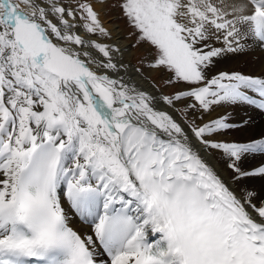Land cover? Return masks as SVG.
Listing matches in <instances>:
<instances>
[{
	"label": "snow or ice",
	"instance_id": "snow-or-ice-1",
	"mask_svg": "<svg viewBox=\"0 0 264 264\" xmlns=\"http://www.w3.org/2000/svg\"><path fill=\"white\" fill-rule=\"evenodd\" d=\"M255 51L264 0H0V264H264Z\"/></svg>",
	"mask_w": 264,
	"mask_h": 264
},
{
	"label": "bare ground",
	"instance_id": "bare-ground-1",
	"mask_svg": "<svg viewBox=\"0 0 264 264\" xmlns=\"http://www.w3.org/2000/svg\"><path fill=\"white\" fill-rule=\"evenodd\" d=\"M224 67L250 74H260L264 72V53L259 51L250 52L248 55L232 59L224 65ZM240 116L252 118V124L249 129L251 132L264 131V114L258 111H239L237 119H239Z\"/></svg>",
	"mask_w": 264,
	"mask_h": 264
},
{
	"label": "rangeland",
	"instance_id": "rangeland-1",
	"mask_svg": "<svg viewBox=\"0 0 264 264\" xmlns=\"http://www.w3.org/2000/svg\"><path fill=\"white\" fill-rule=\"evenodd\" d=\"M120 26H121V28H123V27H124V26H123V22H122V21L120 22Z\"/></svg>",
	"mask_w": 264,
	"mask_h": 264
}]
</instances>
